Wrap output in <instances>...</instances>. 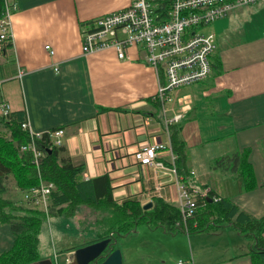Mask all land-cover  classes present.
Listing matches in <instances>:
<instances>
[{"label": "crops", "instance_id": "obj_1", "mask_svg": "<svg viewBox=\"0 0 264 264\" xmlns=\"http://www.w3.org/2000/svg\"><path fill=\"white\" fill-rule=\"evenodd\" d=\"M14 1L13 47L0 50V103L8 102L11 113H25L32 134L63 128L64 155L85 165V179L108 175L118 203L134 199L145 205L160 197L178 206L176 177L141 165L135 153L162 144L157 159L173 163L165 118L181 109L182 118L189 117L181 132L188 147L184 181L212 189L252 217L264 216V5L252 16L240 14L245 18L237 31L225 33L227 22L219 32L213 29L217 50L210 77L173 93L174 102L167 103L172 110L164 114L155 97L159 77L142 61L143 48H130L128 60H119L114 49L82 51L83 25L130 0ZM178 98L189 106L179 105ZM3 118L0 112V134L9 135ZM245 150L257 181L252 190L230 170L213 168L216 159ZM9 184L5 196L25 204L24 192L14 183L12 193ZM157 236L167 243L166 252L137 244L127 252L128 261L123 255L124 264H139L143 256L150 264H253L250 239L230 225ZM13 244L11 226L0 223V254Z\"/></svg>", "mask_w": 264, "mask_h": 264}, {"label": "trees", "instance_id": "obj_2", "mask_svg": "<svg viewBox=\"0 0 264 264\" xmlns=\"http://www.w3.org/2000/svg\"><path fill=\"white\" fill-rule=\"evenodd\" d=\"M261 2L264 3V0L256 4ZM5 9V0H0V19L4 17ZM261 28L264 30V24H261ZM12 47V41L0 43L1 51ZM157 103L160 107L158 100ZM188 118L184 117L167 128L170 150L175 156L174 162L169 166H175L179 178L190 190L198 188L200 191L194 215L185 220L178 206L160 197L153 198L149 209H144V205L134 199L118 203L114 199L109 176L85 179V165H77L70 157L65 156L64 146L52 145L47 132L41 138H35L37 147L44 152V157L36 164L31 152L21 150L31 139L29 130L23 127L27 117L25 113L10 112L1 119L9 135L0 134V223L11 226L14 244L0 254V264H33L44 259L41 254V232L46 214L37 207L4 197L11 178L23 192L40 185L41 181L54 184L47 212L49 217L61 215L76 218L82 208L98 213L96 227H85V230L95 233L94 239L75 246L71 251L111 238V248L106 250L108 254L116 249L114 244L119 238L133 233L140 223L168 236L209 232L230 225L250 239L253 264H264V216L252 217L230 199L215 195L212 189L207 191V187L200 188L195 182H187L182 178L188 172V147L181 132ZM248 154L249 150H245L222 156L213 162V168L219 169L223 174L230 170L233 172L231 175L243 184L245 190L255 189L257 181ZM77 224L79 226V222Z\"/></svg>", "mask_w": 264, "mask_h": 264}, {"label": "built area", "instance_id": "obj_3", "mask_svg": "<svg viewBox=\"0 0 264 264\" xmlns=\"http://www.w3.org/2000/svg\"><path fill=\"white\" fill-rule=\"evenodd\" d=\"M261 0H130L128 6L93 19L83 25L82 51L85 54L95 51L114 49L119 60H128L130 48L141 47L144 50L142 61L152 67L159 77V89L155 96L160 108L167 114L172 108L173 93L189 85L207 80L212 73L211 56L217 50L216 35L210 26L220 19L227 18L233 11L252 6ZM5 14L0 19V37L12 41L11 17L17 11L14 0H5ZM207 32H204V31ZM45 49L54 54L50 45ZM56 72L58 69L55 68ZM22 76V71L18 73ZM179 105L189 106L187 99L178 98ZM0 112L10 113L8 102L0 103ZM182 110L166 119L165 127L182 119ZM29 130L27 120L23 124ZM168 131V129H167ZM52 145L63 146L65 130L57 128L47 132ZM168 133V132H167ZM30 134V141L21 147L31 152L33 161L38 164L44 157L43 150L35 143L41 135ZM164 145L148 146L135 153L143 166L166 170L176 177L179 203L184 219L192 217L197 207L199 189L190 190L179 178L174 165L168 166L157 159V151ZM173 162L175 156L171 152ZM194 174V173H192ZM54 184L41 181L23 193L24 202L30 206L48 209ZM55 255L53 264H71L70 257L61 263ZM178 264H183L179 261Z\"/></svg>", "mask_w": 264, "mask_h": 264}, {"label": "rangeland", "instance_id": "obj_4", "mask_svg": "<svg viewBox=\"0 0 264 264\" xmlns=\"http://www.w3.org/2000/svg\"><path fill=\"white\" fill-rule=\"evenodd\" d=\"M264 3L261 2L259 4H255L252 6H246L243 8H239L232 13L227 18L220 19L222 22L214 23L210 26V30L218 31L222 27H224L225 22H227L226 27L223 31L225 33L230 34L231 30L237 31L240 28V25L244 23V18H240L239 15H254L258 12L259 7H263ZM235 12V13H234ZM234 13V14H233ZM219 21V20H218ZM224 24L222 25V23ZM245 27V25H244ZM243 27V28H244ZM204 32H207L206 30ZM222 37L219 36V38ZM14 179H10V191L14 193L13 181ZM12 186V187H11ZM27 191V190H26ZM4 197H6L4 195ZM9 198V197H7ZM16 202H20L16 200ZM21 203V202H20ZM43 210L46 214V221L42 226L41 233V254L45 259L54 260L56 254H58V259L61 263L65 262L68 257H70V263H74V251L71 252L75 246L83 244L84 242L94 239L95 233L91 230H85V227H96V221L98 220V213L88 209L82 208L80 213L76 216V218H66L61 215H54L52 217L47 216L48 209L39 208ZM79 222V226L78 223ZM82 227V228H81ZM160 230H152L147 224L140 223L136 230L130 235L121 237L114 244V247L121 250L122 255L125 254L126 260L127 252H132L135 245L139 244L140 248H144L146 250L150 249V246L161 249L163 252H166V242H163L158 236ZM137 248V247H136ZM130 250V251H129ZM145 255V252L143 253ZM139 264H150V257L143 256L142 259H139ZM173 263V261H170ZM170 263V264H171ZM129 264V263H127ZM157 264V263H154ZM176 264V263H175Z\"/></svg>", "mask_w": 264, "mask_h": 264}, {"label": "water", "instance_id": "obj_5", "mask_svg": "<svg viewBox=\"0 0 264 264\" xmlns=\"http://www.w3.org/2000/svg\"><path fill=\"white\" fill-rule=\"evenodd\" d=\"M152 207V202L144 205V209ZM112 245L111 238H105L74 251L75 264H124L123 255L120 249L116 248L108 254H104ZM33 264H53L51 259H41Z\"/></svg>", "mask_w": 264, "mask_h": 264}, {"label": "bare ground", "instance_id": "obj_6", "mask_svg": "<svg viewBox=\"0 0 264 264\" xmlns=\"http://www.w3.org/2000/svg\"><path fill=\"white\" fill-rule=\"evenodd\" d=\"M4 41H6V40H3V39H1V37H0V43H2V42H4ZM166 119H168V118H165V122H166ZM171 125V124H170ZM179 201V200H178ZM179 203V202H178ZM26 204V203H25Z\"/></svg>", "mask_w": 264, "mask_h": 264}, {"label": "flooded vegetation", "instance_id": "obj_7", "mask_svg": "<svg viewBox=\"0 0 264 264\" xmlns=\"http://www.w3.org/2000/svg\"><path fill=\"white\" fill-rule=\"evenodd\" d=\"M104 254H106V252H104ZM91 264H94V263H91Z\"/></svg>", "mask_w": 264, "mask_h": 264}]
</instances>
